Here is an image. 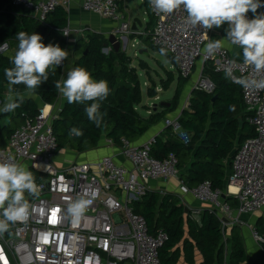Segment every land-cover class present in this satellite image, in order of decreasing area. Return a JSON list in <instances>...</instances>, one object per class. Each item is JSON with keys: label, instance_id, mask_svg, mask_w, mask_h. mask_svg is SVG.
I'll use <instances>...</instances> for the list:
<instances>
[{"label": "built area", "instance_id": "obj_1", "mask_svg": "<svg viewBox=\"0 0 264 264\" xmlns=\"http://www.w3.org/2000/svg\"><path fill=\"white\" fill-rule=\"evenodd\" d=\"M11 3L23 7L44 29L58 32L47 18L60 6L69 8L71 0H12ZM81 8L103 19L125 20L120 0H81ZM149 8L155 18L152 30L139 32L140 28L133 30L131 22L123 21L113 32L150 35L155 47L164 48L176 59L184 78L191 76L199 59L211 62L218 72L223 71L228 61L234 60L235 77L251 74V66L232 57L234 45L231 49L222 46L216 54L208 56L204 47L213 28L206 34L199 26L184 25L187 13L183 6L171 14L158 13L150 4ZM246 15L248 19L254 18L251 11ZM58 33L68 41L72 30L66 27ZM12 51L10 44L0 45V54ZM64 64L65 60L57 67L63 68ZM194 88L211 93L215 85L202 76ZM242 95L250 113L247 120L255 135L238 148L225 189L214 188L208 180L193 187L183 181L181 185L184 194L189 193L199 202L211 205L209 209L220 217L223 230L225 226L238 223L224 194L237 199L235 210L239 214L264 209V90L242 89ZM56 117L46 112V107L41 108L35 117L27 118L17 127L7 145L0 148V162L29 165L37 173L34 177L38 178L34 179L39 189L36 196L25 193L29 201L27 220L10 224L9 230L0 235V264H161L160 252L169 235L163 229L153 232L147 219L136 212L135 204L152 190L151 182L180 179L178 158L174 154L164 159L152 156L154 140L136 145L123 138L122 144L117 146L130 166L119 164L113 156H105L94 163L71 162L58 167L55 157L59 145L53 128ZM166 124L184 142L191 140L179 119H167ZM109 144L116 146L113 140H109ZM78 196L92 199V204L78 221L72 222L66 209ZM53 212L55 222L50 220ZM201 212L197 209L196 216ZM0 219H3L2 214ZM252 234L256 242L264 244V234L255 229ZM224 241L227 254V236Z\"/></svg>", "mask_w": 264, "mask_h": 264}, {"label": "trees", "instance_id": "obj_2", "mask_svg": "<svg viewBox=\"0 0 264 264\" xmlns=\"http://www.w3.org/2000/svg\"><path fill=\"white\" fill-rule=\"evenodd\" d=\"M11 2L12 0H0V45L8 43L17 51L19 42L16 34L20 31L41 35L45 45L51 43L61 47L66 44L65 39L58 33L68 26L69 21V14L62 6L47 18L48 23L58 31L54 32L46 29L44 31L36 18L23 7L13 6ZM260 2L264 4V0ZM259 13H264V7L257 10V14ZM154 25L155 18L152 15L145 31L152 30ZM135 34L138 33L131 35L135 38ZM140 36L152 43L150 35ZM154 48L156 51L161 49ZM15 52L0 54V92L9 85L4 70L13 67L10 58ZM74 54L78 56L74 68H85L94 80L107 81L110 94L101 102L100 111L105 115L99 127L85 113V108L91 101L84 104H69L66 101L53 122L59 149L69 148L77 153H85L99 147L104 136L118 146L122 144L123 138L136 143L165 116L166 111L152 114L148 118L139 112L143 91L137 68L125 51L112 47L106 35L87 30L86 37L76 41ZM168 54L173 64L177 65L176 59ZM206 64L208 68L204 74L214 83L215 89L208 93L195 88L189 107L179 118L180 125L191 135V140L184 142L178 133L168 127L164 134L165 139L157 137L154 140L151 154L157 159L174 154L179 160L180 178L187 186L193 187L208 180L214 188L223 190L226 187V161L236 149L235 156L248 137L255 135V130L247 120L250 113L243 101V88L226 79L223 71H215L211 62ZM61 79V70L49 69L48 80L37 87L35 93L40 95L44 103L54 105L60 96L55 83ZM188 81V78L182 76L178 80L173 107H176ZM165 87L168 88L167 85ZM11 89L16 93L26 91L23 84L11 85ZM147 92L152 98L157 96L154 87H149ZM38 113L37 104L30 98L23 99L13 112L2 113L0 119H7V124L0 125V148L7 145L17 127ZM73 127L82 130L83 135L70 136L69 131ZM31 172L33 176H37L34 170ZM226 200L237 201L236 198ZM135 209L147 219L153 232L163 229L169 235V240L160 252L161 264H180L182 255L188 263L197 264L194 260L195 248L203 257L198 264H259L248 261L238 225L233 226L230 237L227 238L230 251L227 254L228 262L226 261V231L223 230L220 217L210 209H204L195 219L191 212H186V206L178 196H161L153 191L137 202ZM261 229L258 228L257 231L264 234Z\"/></svg>", "mask_w": 264, "mask_h": 264}, {"label": "clouds", "instance_id": "obj_3", "mask_svg": "<svg viewBox=\"0 0 264 264\" xmlns=\"http://www.w3.org/2000/svg\"><path fill=\"white\" fill-rule=\"evenodd\" d=\"M154 11L171 14L183 6L187 13L184 25L207 30L219 28L228 23L226 39L234 46H242L243 62L251 66V74L235 77L233 72L236 64L230 60L224 66L226 79L239 84L245 90H264V13L257 10L264 7L260 0H149ZM254 14L253 19L247 18V13ZM18 50L11 57L13 67L4 70L9 85L23 84L28 94L35 92L43 82L48 80V70L61 65L68 52L58 44L42 43L41 35L37 33L17 32ZM222 41L210 40L204 47L208 56L216 54L222 48ZM160 55H167L164 48ZM55 88L67 99L69 104L91 101L85 108L87 118L97 127L103 121L105 113L100 111L101 102L110 94V88L105 80H94L91 74L82 67H76L67 72V78L57 81ZM24 96L21 93L9 94L5 97L0 112L10 113L20 106ZM70 136L83 135L82 130L71 128ZM36 196L39 189L34 176L25 166L15 161L0 162V235L9 230L10 224L25 221L29 216V201L25 193ZM92 204V199L78 196L68 204L67 217L72 222L78 221Z\"/></svg>", "mask_w": 264, "mask_h": 264}, {"label": "crops", "instance_id": "obj_4", "mask_svg": "<svg viewBox=\"0 0 264 264\" xmlns=\"http://www.w3.org/2000/svg\"><path fill=\"white\" fill-rule=\"evenodd\" d=\"M142 2L146 7H149V0H133V3L136 5V9L138 13L134 11V9L131 6V3L129 0H120V6H121V13L124 14L125 20H108V19H103L99 15H96L95 13L91 12H86L82 10L81 8V0H71V5L69 8H64L68 14H69V21H68V26L71 30V37L68 41H66V46H61L62 49L66 50L68 52L67 58L65 59V64L63 68H58L62 71V79L67 78V72L71 69L74 68L75 62L78 59V56H75L74 54V48H75V43L79 39L78 37L82 35V37H86L87 30H92L95 32L102 33L108 37L110 34L114 33L113 31L121 25L123 21H128L131 22L135 18H139L140 21L142 22V26L139 27V32L140 31H145V22L144 19L141 17V9L138 4V2ZM149 26V23L147 27ZM227 29V23L225 22L223 25H221L219 28L213 27L211 35H210V40H218L220 39L222 41L223 47L227 48H232V44L225 40L226 39V30ZM139 34V33H138ZM120 37V36H119ZM126 37V36H124ZM136 38V37H135ZM128 39V37H127ZM209 40V41H210ZM129 42V39H128ZM128 42L125 43L124 40H122L123 44V51L126 50V47L128 45ZM12 50L15 52V48H12ZM202 59H199L197 61L196 66H198L199 61ZM195 66V68H196ZM208 68V64L204 63L202 60V63L199 64L198 69H196L195 74H194V82L192 85L187 89L184 90L180 99L178 100V103L176 107H173L172 104L174 102V97L177 89L178 82H176V89L173 97L169 100H165L161 102L160 104L158 103H146L144 102L145 97H144V91L148 95V85H146V89L144 90L143 88V101L142 103L138 106L139 112L142 114L143 117L148 118L152 114H159L162 113L163 111H166L165 116L155 125L153 126L138 142L134 143L136 145H143L144 143H147L149 141L155 140L157 137H163L165 139V131L168 129V126L166 124V120H176L179 119L184 110H186L190 105V99L193 93V90L195 89V84L197 81L200 79V77L204 76L209 78L207 75L204 74V71ZM195 70V69H194ZM210 79V78H209ZM142 80V79H141ZM11 86L8 85V88H6L4 91L0 92V108L3 107V104L5 102V97L9 94V89ZM162 90V89H161ZM163 91V90H162ZM157 96L155 97H150L148 95V99L156 102L161 99L160 93H162L160 90H157ZM16 92L12 90V94L14 95ZM18 93V92H17ZM24 96V99L30 98L33 99L34 102L37 104L39 110L41 108H44L49 106L50 112L54 115H59L64 108L67 99L63 97L61 94L56 101L54 105L46 104L43 102L42 98L40 95L36 94L35 92L32 94H28L27 91H24L21 93ZM3 112H0V115ZM2 124H7V119H0V125ZM109 140L107 137H103L101 140V143L99 147L96 149H93L91 151L85 152V153H77L72 151L71 149L67 148L70 150V153L73 155V157H69L68 159H64L60 154H57L55 157V163L58 167H65L71 162H98L105 156H113L116 162L122 165L130 166L129 161L126 160V158L121 154V151L119 147L116 146H110ZM236 150V149H235ZM231 154V156L228 158L226 161V184L229 179L230 173H231V168H232V161H233V156L234 152ZM29 171H32L33 169L30 168L29 165L24 164ZM181 185H182V179L178 178H170L168 180H160V181H154L151 182V188L153 192H158L161 194V196H165L167 194H173L179 197L181 200V203L186 206V212H191L192 217L194 214V218H198L196 216L195 212L197 209H201L203 211L204 209H209L211 206L210 204H205L201 203L198 200H196L191 194L187 193L184 194L181 190ZM228 199L230 198H235L232 196H228ZM226 198V199H227ZM227 201V200H226ZM230 206L234 209L235 214L234 218L238 220V223L233 224V225H228L227 227L225 226V233L227 238L230 237L231 230L234 225H238L241 230V237L244 242V246L247 252L248 256V261L250 262H256L259 264H264V247L262 244L258 243L255 241L253 238L252 230H258V228H262L264 231V209L258 210L252 214H239L235 210L237 208V201L232 200V201H227ZM223 223V222H222ZM224 227V226H223ZM261 229V230H262ZM259 231V230H258ZM230 251V243H228V253ZM227 253V254H228ZM226 254V256H227ZM228 256L226 257V261L228 262ZM194 260L195 262L201 263L203 260L202 255L198 251L197 248H195V253H194ZM180 264H190L188 263L185 258L181 257Z\"/></svg>", "mask_w": 264, "mask_h": 264}, {"label": "rangeland", "instance_id": "obj_5", "mask_svg": "<svg viewBox=\"0 0 264 264\" xmlns=\"http://www.w3.org/2000/svg\"><path fill=\"white\" fill-rule=\"evenodd\" d=\"M132 8L136 13H138L136 9V5L133 3V0H129ZM141 9V17L144 19L145 27L152 17V12L149 7H146L142 2H138ZM126 36L129 39L128 45L126 47L125 52L131 57L133 60V65L137 68L140 78L142 79V90L146 89L145 83H147L148 87H154L157 90H160L161 99L154 102L148 99L147 93L144 91V102L152 104L158 103L165 100H169L173 97L176 89V82L181 78V74L177 68V65H174L171 61L172 58L167 55H160V50H155L153 44L147 42L145 39H142L140 34H135L136 38H134L131 34L119 35ZM123 44L121 45V49L123 50ZM66 46V45H65ZM64 46V47H65ZM202 63V60L199 61V64ZM198 64V66H199ZM198 66L193 69V72L190 77H188L189 81L185 86L184 90H187L192 83L194 82V74ZM167 85L168 88L165 86ZM8 88V86L6 87ZM163 91H162V90ZM159 93V92H157ZM60 154L64 159H68L69 157H73L70 153V150L67 148H60L56 155ZM263 232V231H261Z\"/></svg>", "mask_w": 264, "mask_h": 264}, {"label": "water", "instance_id": "obj_6", "mask_svg": "<svg viewBox=\"0 0 264 264\" xmlns=\"http://www.w3.org/2000/svg\"><path fill=\"white\" fill-rule=\"evenodd\" d=\"M141 26H142V22L140 21L139 18H135L132 21V29L133 30H138L139 27H141ZM44 31H45V29H44ZM78 38H79L78 40H80L82 38V35H80ZM108 39H109V42L112 45V47L115 48L116 50H119L121 48L122 40H124L125 43L128 42L127 37H124V36L119 37V35H117L115 33L110 34L108 36ZM107 49L108 48H106L105 50L107 51ZM86 53H87V51H86ZM232 57L236 60H243L242 46L237 45V46H234L232 48ZM215 98L216 97H214V99ZM223 197L226 199L227 198L226 194H224Z\"/></svg>", "mask_w": 264, "mask_h": 264}, {"label": "snow or ice", "instance_id": "obj_7", "mask_svg": "<svg viewBox=\"0 0 264 264\" xmlns=\"http://www.w3.org/2000/svg\"><path fill=\"white\" fill-rule=\"evenodd\" d=\"M54 217H55V212H53V213H52V217H50V220H51L52 222H55Z\"/></svg>", "mask_w": 264, "mask_h": 264}, {"label": "bare ground", "instance_id": "obj_8", "mask_svg": "<svg viewBox=\"0 0 264 264\" xmlns=\"http://www.w3.org/2000/svg\"><path fill=\"white\" fill-rule=\"evenodd\" d=\"M46 112H50V108H49V106H47V108H46ZM232 190H235V188H232Z\"/></svg>", "mask_w": 264, "mask_h": 264}]
</instances>
